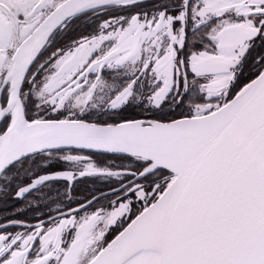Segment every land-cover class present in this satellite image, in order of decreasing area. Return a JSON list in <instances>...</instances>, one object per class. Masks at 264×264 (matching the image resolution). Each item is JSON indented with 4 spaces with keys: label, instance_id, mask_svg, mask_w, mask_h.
Listing matches in <instances>:
<instances>
[{
    "label": "snow or ice",
    "instance_id": "obj_1",
    "mask_svg": "<svg viewBox=\"0 0 264 264\" xmlns=\"http://www.w3.org/2000/svg\"><path fill=\"white\" fill-rule=\"evenodd\" d=\"M0 193V264H264V0H0Z\"/></svg>",
    "mask_w": 264,
    "mask_h": 264
},
{
    "label": "flooded vegetation",
    "instance_id": "obj_2",
    "mask_svg": "<svg viewBox=\"0 0 264 264\" xmlns=\"http://www.w3.org/2000/svg\"><path fill=\"white\" fill-rule=\"evenodd\" d=\"M99 21L96 22H90L88 20H81L78 23L80 24V27L77 29L76 32H73L70 34V38L74 37L80 33L88 34L95 30L96 25ZM66 42V41H65ZM187 103V102H186ZM186 110V109H184ZM181 111V109H176V114H178ZM172 115V113H169ZM110 157H102L101 160L109 159ZM62 187V185H61ZM92 189H98L99 193L107 192V187L101 183L94 182L91 179L83 178L78 180V182L75 183L74 186V195L76 198H81L82 196L86 195L90 190ZM94 193V194H99ZM27 199H32L31 196L27 197ZM111 199V197H109ZM105 201L101 200L99 204H103ZM23 202H17V200L14 198L13 193H9L7 196H5L3 193H0V220H2L5 216H7L10 219H21L20 216H13L12 213L16 208L22 207ZM72 207H75V204L71 205ZM99 206V205H97ZM41 211H47V209H41ZM27 216L30 220L33 217L32 212H26L24 214ZM34 222V221H33ZM21 229L19 228H11L10 231H19ZM111 236H109V239Z\"/></svg>",
    "mask_w": 264,
    "mask_h": 264
}]
</instances>
